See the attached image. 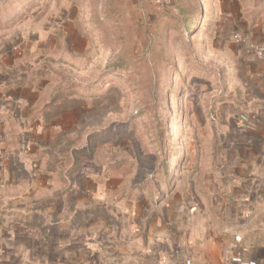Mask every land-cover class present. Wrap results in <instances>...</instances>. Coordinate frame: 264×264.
Returning <instances> with one entry per match:
<instances>
[{
	"label": "rangeland",
	"instance_id": "rangeland-1",
	"mask_svg": "<svg viewBox=\"0 0 264 264\" xmlns=\"http://www.w3.org/2000/svg\"><path fill=\"white\" fill-rule=\"evenodd\" d=\"M58 88L71 94L52 100ZM222 98L264 112V0H0L1 215L50 235L87 221L102 240L172 197L210 198L187 178L189 137ZM255 213L239 231L264 245V203Z\"/></svg>",
	"mask_w": 264,
	"mask_h": 264
},
{
	"label": "crops",
	"instance_id": "crops-1",
	"mask_svg": "<svg viewBox=\"0 0 264 264\" xmlns=\"http://www.w3.org/2000/svg\"><path fill=\"white\" fill-rule=\"evenodd\" d=\"M252 112L222 98L194 117L187 178L210 198L172 197L167 212L153 214L143 230H108L102 240V228L90 230L87 221L76 233L56 227L50 235L29 219L22 223L29 213L10 205L0 212V264H264L261 231H239L264 203V119L250 120L264 112ZM197 203L215 215L187 206ZM102 220L92 223L104 227ZM229 227L237 234L225 233Z\"/></svg>",
	"mask_w": 264,
	"mask_h": 264
},
{
	"label": "trees",
	"instance_id": "trees-1",
	"mask_svg": "<svg viewBox=\"0 0 264 264\" xmlns=\"http://www.w3.org/2000/svg\"><path fill=\"white\" fill-rule=\"evenodd\" d=\"M143 29H146L145 26H143ZM31 84H34V78H30L27 82L22 83L21 86H28V85H31ZM70 94L71 93L69 91L67 92L65 90H62L61 88H58L51 94V99L52 100H56L61 95H70ZM65 107L66 106H64V105H58V106L56 105L53 109L48 111L47 116L48 115L57 114L58 111H60L61 109L65 108ZM37 117H39V113H37V112H32L28 116L29 120H34ZM75 167H76V161H73L72 167L67 168L64 173L70 174ZM64 173H60V175H59L61 180L65 179ZM67 216H68V214H65V218H67ZM58 217H61V216H58Z\"/></svg>",
	"mask_w": 264,
	"mask_h": 264
}]
</instances>
